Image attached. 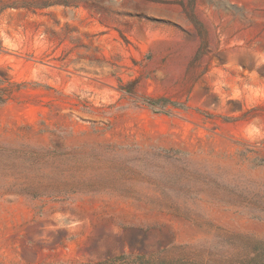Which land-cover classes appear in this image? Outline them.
<instances>
[{
	"label": "rangeland",
	"instance_id": "obj_1",
	"mask_svg": "<svg viewBox=\"0 0 264 264\" xmlns=\"http://www.w3.org/2000/svg\"><path fill=\"white\" fill-rule=\"evenodd\" d=\"M0 264H264V0H0Z\"/></svg>",
	"mask_w": 264,
	"mask_h": 264
}]
</instances>
